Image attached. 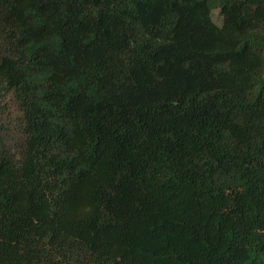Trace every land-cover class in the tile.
Listing matches in <instances>:
<instances>
[{
  "label": "trees",
  "instance_id": "obj_1",
  "mask_svg": "<svg viewBox=\"0 0 264 264\" xmlns=\"http://www.w3.org/2000/svg\"><path fill=\"white\" fill-rule=\"evenodd\" d=\"M0 264H264V0H0Z\"/></svg>",
  "mask_w": 264,
  "mask_h": 264
},
{
  "label": "rangeland",
  "instance_id": "obj_2",
  "mask_svg": "<svg viewBox=\"0 0 264 264\" xmlns=\"http://www.w3.org/2000/svg\"><path fill=\"white\" fill-rule=\"evenodd\" d=\"M213 19L215 22H217L218 24L220 23V18L218 17L217 13L215 12V14H213Z\"/></svg>",
  "mask_w": 264,
  "mask_h": 264
}]
</instances>
